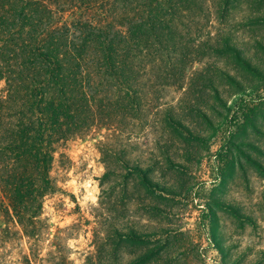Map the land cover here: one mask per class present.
Segmentation results:
<instances>
[{
    "label": "rangeland",
    "instance_id": "rangeland-1",
    "mask_svg": "<svg viewBox=\"0 0 264 264\" xmlns=\"http://www.w3.org/2000/svg\"><path fill=\"white\" fill-rule=\"evenodd\" d=\"M198 5L184 63L134 61L118 131L59 142L33 264H264V0ZM13 228L2 264L30 254Z\"/></svg>",
    "mask_w": 264,
    "mask_h": 264
},
{
    "label": "trees",
    "instance_id": "trees-1",
    "mask_svg": "<svg viewBox=\"0 0 264 264\" xmlns=\"http://www.w3.org/2000/svg\"><path fill=\"white\" fill-rule=\"evenodd\" d=\"M198 2L0 0V264L14 225L29 241L19 263L36 258L59 142L118 127L117 111L132 106L133 77L143 72L137 57L184 63L174 53L190 41L180 29ZM94 76L108 79L113 94H100Z\"/></svg>",
    "mask_w": 264,
    "mask_h": 264
}]
</instances>
